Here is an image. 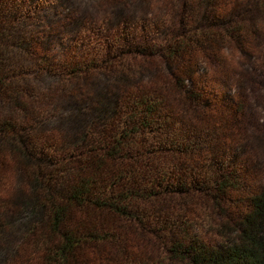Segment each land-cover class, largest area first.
I'll return each mask as SVG.
<instances>
[{
    "label": "trees",
    "instance_id": "16d2710c",
    "mask_svg": "<svg viewBox=\"0 0 264 264\" xmlns=\"http://www.w3.org/2000/svg\"><path fill=\"white\" fill-rule=\"evenodd\" d=\"M154 1L0 0V264H264V0Z\"/></svg>",
    "mask_w": 264,
    "mask_h": 264
},
{
    "label": "rangeland",
    "instance_id": "374dc122",
    "mask_svg": "<svg viewBox=\"0 0 264 264\" xmlns=\"http://www.w3.org/2000/svg\"><path fill=\"white\" fill-rule=\"evenodd\" d=\"M133 0H62L63 2V14H66L68 17L75 16H94L97 17L101 14H105L115 9L122 10L123 8L131 9L130 11H137L138 13L147 10L148 12L155 11V1L151 2V8L146 5V3H142L137 0L134 5L130 3ZM58 10V9H57ZM55 11V8L54 10ZM51 47L54 48L56 53L60 52L59 47L50 44ZM147 80L152 79L151 75H147L145 78ZM253 102L252 104L255 106L257 114L260 116L263 115L262 109H260V105L264 106V79L262 82V87L259 88L258 91L252 94ZM260 161L262 164V170L264 172V146H260L258 149ZM199 209V217L195 220L193 226L195 227V232H197L201 239L209 244H215L220 242L219 234L216 232L218 228V216L217 214L207 206H200Z\"/></svg>",
    "mask_w": 264,
    "mask_h": 264
}]
</instances>
